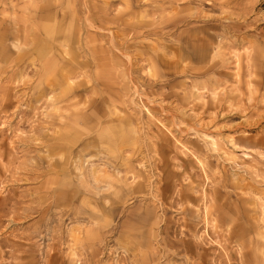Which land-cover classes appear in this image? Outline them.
<instances>
[{"label": "rangeland", "instance_id": "obj_1", "mask_svg": "<svg viewBox=\"0 0 264 264\" xmlns=\"http://www.w3.org/2000/svg\"><path fill=\"white\" fill-rule=\"evenodd\" d=\"M0 264H264V0H0Z\"/></svg>", "mask_w": 264, "mask_h": 264}, {"label": "bare ground", "instance_id": "obj_2", "mask_svg": "<svg viewBox=\"0 0 264 264\" xmlns=\"http://www.w3.org/2000/svg\"><path fill=\"white\" fill-rule=\"evenodd\" d=\"M213 143V142H212Z\"/></svg>", "mask_w": 264, "mask_h": 264}]
</instances>
